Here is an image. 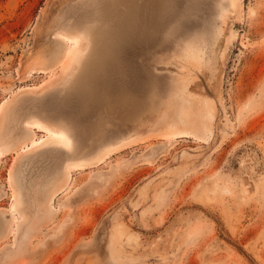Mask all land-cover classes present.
I'll use <instances>...</instances> for the list:
<instances>
[{
  "label": "rangeland",
  "instance_id": "1",
  "mask_svg": "<svg viewBox=\"0 0 264 264\" xmlns=\"http://www.w3.org/2000/svg\"><path fill=\"white\" fill-rule=\"evenodd\" d=\"M0 264H264V0H0Z\"/></svg>",
  "mask_w": 264,
  "mask_h": 264
},
{
  "label": "bare ground",
  "instance_id": "2",
  "mask_svg": "<svg viewBox=\"0 0 264 264\" xmlns=\"http://www.w3.org/2000/svg\"><path fill=\"white\" fill-rule=\"evenodd\" d=\"M160 8H158V6H157V2H156V7H153V12H155V14H156V12L159 10ZM88 35L90 36V38H91V36L93 35V33H90V32H88ZM196 43V40L195 41H193L191 44H190V46H192V47H194L193 46V43ZM202 44V43H201ZM196 46V45H195ZM191 47V48H192ZM199 46H196V48H198ZM201 47L202 46H200V49H201ZM186 48H188V46L186 47ZM196 48L194 49L195 51H196ZM200 49H198L197 51H199ZM61 52H62V50L60 49V48H57V50L54 52V55L52 56V58L50 59V61H52L53 63H58V62H61ZM190 52V51H189ZM192 52H190V55L191 56H194V55H192L191 54ZM198 54H199V52H197ZM193 54H194V52H193ZM197 55V54H196ZM200 56H202V55H200ZM81 58H82V56L81 55H78V57H77V60H78V62H80L81 61ZM192 58V57H191ZM197 58H198V56H197ZM200 59V58H199ZM180 89V88H179ZM176 93H179V91H176L175 92V95H177ZM181 93H184V92H181ZM174 95V96H175ZM178 96V95H177ZM179 105H181V101H180V104ZM184 107H186V104H184ZM189 107V106H188ZM190 108V107H189ZM181 109V111L184 109V108H180ZM187 109V108H186ZM185 109V110H186ZM184 110V111H185ZM187 111V110H186ZM186 113V112H185ZM189 114V113H188ZM188 120H189V118H188ZM187 123L188 122H186V125H187ZM190 123V122H189ZM34 128L35 129H37V130H39V131H45L39 124H35L34 125ZM47 138L45 137V138H43V139H40V140H37V141H35V144L36 145H39V144H42V143H44L45 141H47L48 139H54V140H58V141H66V138L62 135V134H57V133H47ZM48 208L50 209V210H54L55 208H54V206L52 205V204H49V206H48Z\"/></svg>",
  "mask_w": 264,
  "mask_h": 264
}]
</instances>
